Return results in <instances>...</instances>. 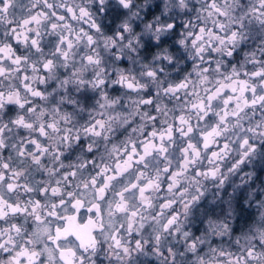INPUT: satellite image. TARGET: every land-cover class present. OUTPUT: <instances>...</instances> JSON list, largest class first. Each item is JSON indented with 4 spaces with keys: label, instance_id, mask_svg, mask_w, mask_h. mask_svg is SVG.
I'll return each instance as SVG.
<instances>
[{
    "label": "clouds",
    "instance_id": "clouds-1",
    "mask_svg": "<svg viewBox=\"0 0 264 264\" xmlns=\"http://www.w3.org/2000/svg\"><path fill=\"white\" fill-rule=\"evenodd\" d=\"M0 264H264V0H0Z\"/></svg>",
    "mask_w": 264,
    "mask_h": 264
}]
</instances>
